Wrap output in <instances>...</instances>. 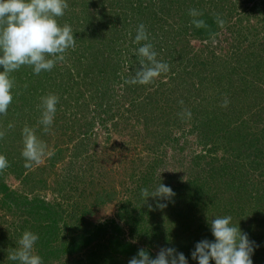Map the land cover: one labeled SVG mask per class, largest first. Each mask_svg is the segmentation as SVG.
Instances as JSON below:
<instances>
[{
    "label": "rangeland",
    "instance_id": "374dc122",
    "mask_svg": "<svg viewBox=\"0 0 264 264\" xmlns=\"http://www.w3.org/2000/svg\"><path fill=\"white\" fill-rule=\"evenodd\" d=\"M143 1L147 5H141L143 10L141 14L131 13L130 6L122 1L119 2L120 5L115 4L120 8L116 7L117 9H112L115 10L114 12L111 11L113 12L111 18H119L118 27L112 34L114 37L118 35L121 39H116L114 43L108 41L103 47L111 46L107 51L120 65L119 70H122L120 72L129 74L126 67L135 65L133 56L142 46L140 42H135V38H132V34L137 32L138 25L152 26L159 31L161 25L168 28L169 25L165 24V19L168 18L169 24L173 26L170 12L162 11L165 6L166 10L169 7L166 3L169 0H166L165 4H162V0ZM210 1L214 5L213 0H204L202 6L213 7ZM102 2L106 3L107 12L113 8L112 0H87L86 2L67 0L68 8L58 23L64 25L68 20L74 23L77 18L84 15L83 9H87L86 12L90 16H96ZM136 2L140 3V1ZM253 4L250 2L247 6H243L245 9L239 7V12L244 16L245 11H252ZM149 12L152 14L150 19L147 17ZM153 15L160 18L162 23ZM231 20L235 21L234 25H236L232 28L233 30L240 27L243 30L247 26V21L240 22L235 20V17ZM230 24L229 22L228 25ZM175 25L178 26L179 21ZM258 27L262 29L263 34L264 23H259ZM243 32L247 31L243 30ZM219 33L221 38L228 39L229 45L221 43L218 48L208 46V51L211 53L214 51L217 58L227 54L234 55L240 45L233 47L232 43L235 39L232 38V33L228 36L226 30L222 28ZM260 38L263 37L250 32L249 38L244 40L242 47H249L253 43L255 50L259 48L255 54L264 55V42H260ZM199 46L200 44H196L195 48ZM182 47L184 44L178 49ZM230 55L227 56L231 62H237ZM160 57L167 58L163 53ZM222 62L223 60H216L219 70L222 68L230 70V66ZM244 70L238 71V75L233 77L232 81L218 77L222 75L219 73L212 82L207 80L203 84L195 83L191 93L188 94L174 91L173 83L169 81L170 79L168 80L167 75L161 80L164 83L159 85L158 82L161 81L158 79L159 76H156L158 82L153 86L149 84L147 88H140L142 96H148V98L144 100L145 104L139 105L138 109L132 112L135 113L133 114L134 123L140 122V128L145 126L146 122L150 125L148 129H140V136H138L139 128L125 120L121 124L118 135L111 134L108 140L105 138L108 130L102 129L100 122L96 119L92 126L95 134H92L90 141L84 140L85 143H83L75 136L71 137L72 130L76 128L70 127L71 123L69 125L65 123L63 128L65 129L68 125V129L50 130L49 134L44 136L47 140L51 139L47 141L48 143L58 142L63 146L65 153L62 160L53 168H40L49 164L48 158L50 148H53L52 144L39 164L28 167L20 177L14 175L15 177L9 180V184L18 192L28 194L30 198L40 195L50 202L59 203L60 209L65 211L66 223L69 226L73 224L71 226L73 228L78 226L77 219L85 214L93 222L115 220L124 228L123 236L127 240L135 241L133 243L151 251L154 256L162 246L176 248L185 254L189 264H197L190 255L195 243L202 239H214L208 218L211 220L216 216L230 215L232 223L240 226L254 242L255 251L251 257L253 264H264V196L260 201L258 199V193L263 194L264 190V158L258 159L260 166L254 165L251 158H248L250 152L242 149L237 140L239 133L245 135L248 130L259 133L261 129H264V110L261 111L258 105L254 106L256 104L255 88L258 85L264 87V68L259 71L254 68ZM115 86L121 95L123 90L118 85ZM183 97L186 100H183ZM119 100L118 103L121 106V99ZM138 100L136 102L139 104ZM225 101H227L226 105ZM112 104L116 106L115 102ZM197 108H202L209 116L212 128L210 131L205 132L206 125L200 126L201 120L195 114V112L199 113ZM185 112H190V117L184 115ZM124 113L119 108V122L123 119ZM227 124H230L229 130L226 127ZM38 126L41 125L38 124ZM226 130L227 133L224 134L223 131ZM151 131L154 134H151ZM169 131H172L173 137L179 138L180 143L185 144L184 150L180 151L181 154L175 152L177 148L175 142L169 138L165 141L163 136L170 134ZM213 132L218 138L213 136ZM92 138L97 141L96 149L91 147ZM161 138L162 141H160ZM12 141L13 143L10 140L11 145L18 146L14 140ZM87 142L90 144L89 148L87 150L83 148L80 152V143L85 146ZM154 142L157 144L155 148L151 146ZM19 144L20 153L23 148L21 140ZM11 145L9 151L5 150L2 155L8 161L7 168H17L23 161L18 159V148H13ZM198 154H202L203 157L197 158ZM168 160L169 163H167ZM156 162H159L158 166L154 165ZM211 170L219 175L214 181L209 178ZM44 171H46L45 174H43ZM39 176L48 179L47 186L36 184ZM232 181L236 186L228 185ZM161 182L173 189L175 193L173 201L158 197H149L147 201L141 198L142 188H147L151 192ZM204 190H209L212 200H208ZM110 193L113 195H111V201L101 203ZM189 194L192 195V201L184 197ZM220 199L221 202H219ZM157 203H166L167 207L161 209L157 207ZM125 207L131 209L128 211L132 216L129 226L119 217ZM24 214L14 210L10 203L6 206L0 200V238L7 243L0 247V264H16L8 257L16 247V241L21 234L29 230L30 223L26 222L27 217ZM69 232H72L71 228ZM35 252L38 254L37 244ZM79 255H82L81 251L69 257L66 255L55 259L53 262H43V264H63L68 259H78ZM128 261L126 259L125 264H128ZM210 264H214V261Z\"/></svg>",
    "mask_w": 264,
    "mask_h": 264
},
{
    "label": "trees",
    "instance_id": "16d2710c",
    "mask_svg": "<svg viewBox=\"0 0 264 264\" xmlns=\"http://www.w3.org/2000/svg\"><path fill=\"white\" fill-rule=\"evenodd\" d=\"M81 1L86 2L87 0ZM121 1L130 6L131 13L141 14L143 11L141 5H147L143 0ZM121 1L112 0L114 5L109 12L106 10V3L104 4L102 2L96 16H90L86 12L87 9H83L85 13L81 18H77L74 23H71L72 20H68L67 25L71 27L74 33L75 46L66 50L63 54L64 59L59 61L58 64H55L51 71H42L37 75L33 73L31 66L25 65L19 70L11 73L14 83L16 81L18 84L15 83L16 85L14 84L12 89L13 100L9 105L8 111L0 115V126L2 128H0V133H3V135H0V155L4 154L5 150L9 151L10 145L13 143L12 140L20 146L19 140L22 141L21 129L25 126L33 128L37 137L46 144L47 149H51L50 157L48 158L49 164L40 166V168L43 167L45 169L55 167L58 162L62 160L65 151L63 146L58 144V142L48 143L47 141L51 139L47 140L44 136L49 134L48 131L50 130L58 131V129H62L65 123L68 125L71 123L72 126L70 127L76 128V130H72L73 134L71 137L73 138L75 136L76 139L83 143H85L84 140L90 141L92 134H95L92 126L96 119L100 122L99 124L102 129L108 130L107 136L105 137L108 140L112 135H118V132L121 131V124L125 122V120L130 121V125L139 128L138 136L141 135L140 129L149 128L150 125H148L147 122L142 128H140V122L134 123L135 119H133V114L135 113L132 112L137 110L139 105L145 104L144 100L146 101L148 98V96H142V90H140V88H147L149 84L153 86L158 80L155 76L150 82L145 84H132L130 81L136 78L137 73L141 71L142 61L145 69L151 67L152 64L146 58L134 55L135 65L126 67V69L129 70V74L120 72L122 71L119 70L120 65L116 62L114 57L111 58L110 52L107 51L111 46H107L106 48L103 47L108 41L114 43L116 39H121L118 35L114 37V34H112L118 27L119 18L110 17L115 11L112 9L120 8V6H115V4L120 5L119 2ZM136 1H140V3L137 4ZM165 1L166 0H162V4H165ZM213 2L214 5L211 2L213 7L207 8L202 6L204 0L166 1L169 7H167L166 10L165 6L162 11L170 12V16L173 19V26L169 24V19L166 18L165 24L167 23L170 26H168V28H164L163 25H161L158 31L152 26L145 27L148 40L140 41V43L142 45L150 44L151 51L156 54L154 60L168 65V71L161 72L157 76H159L158 79L161 81L164 76L167 75L168 80L170 79L169 81L173 83L174 91L178 90L179 92H186L188 94L191 93L195 83L203 84L204 81L207 80L212 82L213 79L217 78L216 75H219V73L222 75L218 77H224L232 81L233 77L238 75L237 72H240L242 69L247 70L254 68V70L259 71L261 68H264V55L255 54L259 48L255 50V45L253 43L249 47H242L244 40L249 38L250 32L257 33L259 37L262 36L263 38H260V42H264V33L262 34V29L258 27L259 23H264V0H213ZM250 2L254 3L251 5L252 11L244 10L243 16L239 12V7L244 8L243 6H247ZM190 9L197 10L200 15L196 17L190 16ZM151 15L150 12L147 14V17H149L148 19L151 18ZM153 17L156 18V15H153ZM218 17L223 20V26L218 23ZM232 17H235V20H240V22L247 21L248 27L246 26L247 29H243L247 31L246 33L243 32L241 27V29H232L236 26L234 25L235 21L233 22L231 20ZM61 18L62 17L57 18L58 22L61 21ZM156 19L161 21L158 17ZM194 20H203L204 25L197 28L193 23ZM178 21L179 25L176 26L175 24ZM229 22L231 23L230 25H228ZM221 28L226 30L228 36L232 33V38L235 39L232 43L233 47L240 45L234 55L227 54L234 57L233 59H236L237 62H231L227 55H224L226 58H223L224 56L217 58L214 55V51L212 53L208 51V46L209 48L211 46L213 48H218L221 43L229 45L227 38L220 37L219 32ZM258 29H260V31ZM135 35L136 33L134 32L132 38H135ZM243 35L245 36L243 37ZM256 41H254V43ZM182 44H184V47L178 49ZM196 44H200V46L195 48ZM204 44L206 46H204ZM162 53L165 57L170 58L162 59L160 57ZM218 59L220 61L223 60L222 63L228 64L230 70H225L224 68L219 70V65H216V60ZM0 71H2V67H0ZM211 73L212 75H210ZM122 77H124V80H122ZM158 83L160 85L164 82L161 81ZM115 85H118L123 90L121 95L116 90ZM255 91L256 96L254 99L256 100V104L254 106L258 105L261 111H263L264 87L258 85ZM48 94H55L59 98V101L56 106L57 110L54 115L53 124L49 126L48 130L45 132L43 125L39 123L41 115L40 100L41 97ZM181 95H183V93H181ZM183 98V100H186L185 97ZM119 99H121L122 102L121 106L118 103L120 102ZM137 99H139L138 101H140L141 104L136 102ZM112 102H115L116 106H113ZM127 102L128 104H126ZM146 104H148V102ZM119 108L125 112L122 116L123 119L120 121L121 123L119 122ZM197 109L199 113L195 112V114H197L201 120L200 126L206 125L207 128H205L207 130L205 132L210 131L212 128L209 123V116L202 108ZM21 114H23V116H21ZM117 114L118 119H116ZM23 118L25 119L22 121ZM38 124L41 126H38ZM9 125H12V127H9ZM68 125L66 126L67 129L69 128ZM229 126L230 124L226 125L228 130ZM223 132L226 134L227 130ZM169 133L170 134L163 136L165 141L169 138L171 141L175 142L177 144L175 152L181 154L180 151L184 150L185 144L180 143L179 138L173 137L172 131H169ZM257 133L258 132H251L250 130H248L245 135L239 133L237 135V140L240 142L242 149L250 152L248 158H251V162H253L254 165L257 164V166H260L261 163L258 159L261 157L264 158V129H261L259 133ZM151 134H154L153 131H151ZM212 134L214 137L218 138L216 133L213 132ZM213 140L216 142L215 138H213ZM160 141H162V138ZM52 144L53 148H50ZM13 145H11L13 148H18L17 156L23 163L17 168L6 167L0 169V200H2L4 205L7 206L10 203L14 210L26 214V222L30 223L28 229L39 236L36 243L37 252L42 257L43 262H53L55 259L62 258L63 256L65 257L66 255L69 257L81 251L82 255H79L78 259L71 258L63 264H125L126 259H131L137 254L138 249L143 248L139 244L127 240L123 236L124 228L116 223L115 220H99L98 222H93L91 218H87L85 214L77 219L78 226L73 228L71 227L73 224L69 226L66 223L65 211L60 209L61 205L59 203L55 204L54 202H50L40 195L30 198L28 194L20 193L13 189L9 184V180L15 176L20 177L24 171L28 169L24 166L25 161L22 159L21 152L19 153V147ZM89 145L88 142L85 146L80 143V152L83 148L87 150ZM151 146L155 148L157 144L154 142ZM91 147L96 149V139H93ZM201 155L198 154L197 158H202L203 156ZM159 162H156L154 165L158 166ZM167 163H169V160ZM45 173L46 171L43 172V174ZM41 176L37 177L36 184L40 186L44 184L47 186L46 181H48V179ZM217 176L219 175L216 171H210L209 178L211 180L214 181L218 178ZM34 177H36V175ZM228 185L236 186L234 181L230 182ZM201 188L203 189L202 186ZM204 191L207 193L208 200H212V195L209 193V190ZM135 194H137V192ZM111 195V193L107 195L101 203L110 202L113 196ZM258 196L260 201L264 196V190L263 194L258 193ZM184 197L191 200L192 195L189 194L187 197L184 195ZM174 199L175 196L171 198L172 201ZM215 201V203H217V200ZM219 202H221V199ZM123 209L119 217L129 226L132 216L128 211L131 209L126 207ZM150 225H152V223ZM21 226L23 227V225ZM70 228L72 229L71 233L69 232ZM0 240V247L7 244L2 238H0ZM145 250L149 252L150 256L153 258L155 257L151 251Z\"/></svg>",
    "mask_w": 264,
    "mask_h": 264
},
{
    "label": "clouds",
    "instance_id": "9594fccd",
    "mask_svg": "<svg viewBox=\"0 0 264 264\" xmlns=\"http://www.w3.org/2000/svg\"><path fill=\"white\" fill-rule=\"evenodd\" d=\"M67 8V0H0V115L8 111L13 100L14 79L11 73L25 65L31 66L33 73L37 75L42 71H51L58 61L64 59L66 50L75 46L71 27L67 24L60 25L57 20L64 15ZM189 15L196 17L200 13L190 9ZM217 20L223 26V20L219 17ZM193 23L197 28L204 25L203 20H194ZM147 40L145 25H138L135 42ZM135 54L146 58L152 66L145 69L142 61L141 71L130 83L145 84L159 73L168 71L166 63L154 60L156 54L151 51L150 44H143ZM58 101L59 98L55 94L41 97L39 123L43 125L45 132L53 124ZM184 115L190 117L191 113L185 112ZM21 135L24 166L28 168L39 164L46 155V144L29 126L23 127ZM7 166V159L0 155V169ZM140 195L146 201L149 197L170 201L175 193L170 186L161 182L151 192L142 188ZM157 207L163 209L167 204L157 203ZM208 223L214 239L196 242L190 253L192 260L197 264H210L211 261H214V264H253L251 257L255 251L254 242L240 226L232 223L230 215L216 216L211 220L208 218ZM38 239V234L25 230L8 258L16 264H43L42 257L35 252ZM128 264H189V260L178 249L162 246L154 258L145 249H138Z\"/></svg>",
    "mask_w": 264,
    "mask_h": 264
}]
</instances>
